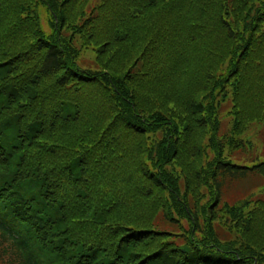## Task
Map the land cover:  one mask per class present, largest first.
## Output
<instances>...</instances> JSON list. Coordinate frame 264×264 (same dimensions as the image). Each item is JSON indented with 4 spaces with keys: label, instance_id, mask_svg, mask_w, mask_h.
<instances>
[{
    "label": "trees",
    "instance_id": "16d2710c",
    "mask_svg": "<svg viewBox=\"0 0 264 264\" xmlns=\"http://www.w3.org/2000/svg\"><path fill=\"white\" fill-rule=\"evenodd\" d=\"M0 264H264V0H0Z\"/></svg>",
    "mask_w": 264,
    "mask_h": 264
},
{
    "label": "rangeland",
    "instance_id": "374dc122",
    "mask_svg": "<svg viewBox=\"0 0 264 264\" xmlns=\"http://www.w3.org/2000/svg\"><path fill=\"white\" fill-rule=\"evenodd\" d=\"M228 106H225L226 109ZM227 125L225 123L224 127ZM251 189H253V182L252 179L247 178L245 180H241L238 183L231 184L229 189L227 190V196L230 200L238 199L240 196H244L247 194Z\"/></svg>",
    "mask_w": 264,
    "mask_h": 264
}]
</instances>
